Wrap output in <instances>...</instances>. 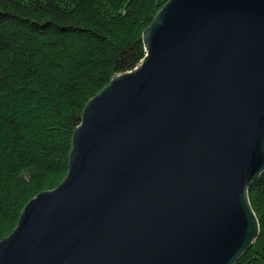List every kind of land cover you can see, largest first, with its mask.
<instances>
[{"label":"water","instance_id":"95a60500","mask_svg":"<svg viewBox=\"0 0 264 264\" xmlns=\"http://www.w3.org/2000/svg\"><path fill=\"white\" fill-rule=\"evenodd\" d=\"M141 42L84 104L65 176L23 205L0 264H235L257 237L264 0H166Z\"/></svg>","mask_w":264,"mask_h":264},{"label":"trees","instance_id":"16d2710c","mask_svg":"<svg viewBox=\"0 0 264 264\" xmlns=\"http://www.w3.org/2000/svg\"><path fill=\"white\" fill-rule=\"evenodd\" d=\"M166 0H0V239L65 176L86 101L144 55ZM247 197L258 234L235 264H264V171Z\"/></svg>","mask_w":264,"mask_h":264}]
</instances>
